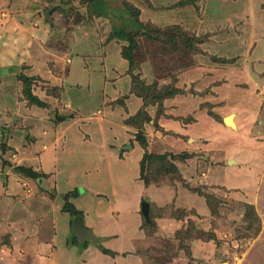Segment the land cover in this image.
Returning <instances> with one entry per match:
<instances>
[{
    "label": "rangeland",
    "instance_id": "1",
    "mask_svg": "<svg viewBox=\"0 0 264 264\" xmlns=\"http://www.w3.org/2000/svg\"><path fill=\"white\" fill-rule=\"evenodd\" d=\"M131 5L142 9L144 26ZM180 6L178 15L176 8L166 11L163 19L174 20L157 23L160 32H171L182 15L199 16L188 27L210 33L197 51L181 40L173 46L147 38L154 30L146 19L155 13L150 0H0V207L31 208L38 217L15 213L33 239L16 236L14 249L10 232L0 231V264H264V0ZM117 29L138 35V65L156 63L151 74L142 69L145 84L180 89L188 69L185 80L199 79L213 92L199 97L200 109L216 123L233 113L237 127H228L238 141L210 136L205 149L176 132L185 103L174 98L187 90L142 112L121 54L128 41L109 38ZM28 77L46 107L24 97ZM145 153L150 185L140 179ZM163 154L172 158H157ZM20 165L46 174L30 180ZM143 200L150 203L149 223ZM66 202L83 212L98 241L81 242L88 241L86 248L73 242L75 216L63 211ZM104 233L112 239L101 240Z\"/></svg>",
    "mask_w": 264,
    "mask_h": 264
},
{
    "label": "crops",
    "instance_id": "2",
    "mask_svg": "<svg viewBox=\"0 0 264 264\" xmlns=\"http://www.w3.org/2000/svg\"><path fill=\"white\" fill-rule=\"evenodd\" d=\"M181 1H183V0H178V1H175L174 3H170L169 5H167V0H150V4L155 9V11H154L155 13L152 15V17L151 16L146 17V19L147 20L151 19L153 22L156 21V23H158V24L172 23L171 21L174 20L173 18H165V19H163V17L166 14V11H168L169 9H174V8H176V13L178 15V12H179L178 7H184V6H180L181 5L180 4ZM199 1H202V0H199ZM171 4L174 5V6L168 8ZM190 5H193V4L191 3ZM178 21H179L180 25L190 29L188 27V23H192V24L196 23V25H198L199 16L186 15L185 14V15H182V18H180ZM175 24H178V23H175ZM38 34H39V32H38ZM147 63H148V66H143L142 65V69L147 74H149V73L151 74L152 73L151 69H153L154 66H156V63L154 61H151V60H150V62H147ZM187 76H188V78L189 77L191 78L190 71H188V69L183 74V77L179 78V80L180 79H182V80H181V83H178V85H177L181 90H184V91L187 90V91L185 93H181V95H177L174 98L176 100L177 99L178 100L182 99V101L185 103L183 106H180V107H182L181 110L177 109V110L181 111V112L179 111L180 112V114H179V116H180L179 122H180L181 126L179 127V125H178L179 130L177 129L176 132H180V135H182V136H186V137L188 136V140L190 139V141H195V142H192L193 146H194L193 143L197 142V143H199V145H197V147H200L203 144L202 147H206L205 149H207V147L209 146L208 145L209 143L206 140L208 139L207 137L210 138V136L212 138H218V139H215L214 142L215 141L217 142V140H219V139H226V138H228V140H233V141L236 140V141H238L237 138H236L235 130L233 129V128L236 129L237 124H238L237 119L235 118V115L233 113H229V114H227L224 117V123L227 126H225L224 123H219V122L216 123L215 120L211 119V117H209V114H207V112L205 111L206 108H204V109L201 108L200 109V107H202V105H200L201 104L200 102H202V100L199 99V97L202 98L204 95H212L211 93H213V92L210 89H208L209 87L202 89V85L201 84L203 83V81L201 82L199 79L195 83H193V81L185 80V78ZM187 84L190 85L188 89H186V85ZM213 96H215V95H213ZM42 100L45 101L44 99H42ZM139 100L138 99H133V98L131 99V101L134 103V106L135 105H139V107H140L141 104H142V101H139ZM221 100L224 101V97H222ZM221 100H219V102H222ZM45 102H48V101H45ZM209 102L212 103V104H215V101H213V100L210 101L209 98H208L207 99V103H209ZM217 102L218 101H216V103ZM16 103L19 104V99L18 98H16ZM67 105L70 106V103L67 102ZM218 110H219L218 111L219 113L223 112L222 111V107H218ZM111 111H112V114L114 112L115 113L119 112L117 109H114V108L111 109ZM76 113L77 112H75L74 114H76ZM166 113H168V112H166ZM121 114L122 113H119L117 115H119V117L121 118ZM63 115L64 114H58L59 117H62ZM230 115L233 116L234 122H235V125H236L233 128H230L231 127L230 125H229L230 127H228V124L225 122L226 117L230 116ZM74 117H70V118L73 119ZM115 117H114V119H115ZM189 117H193L194 120L188 121L187 119ZM105 118H108V117H105ZM162 119H163V117H162ZM109 121H110V119H109ZM104 122L105 121L101 122V124H104ZM209 126L213 127L214 132L213 131L208 132L207 130H205V129H209ZM201 140H203V141H201ZM201 142H202V144H201ZM123 143L124 142L121 143L119 150H121V147H122ZM120 156H121V158L123 160L125 159V157L123 158V156L120 153H119L118 159H120ZM36 170H41V169H36ZM42 172H44V171H42ZM28 178L31 180L30 177H28ZM14 209L15 208H13V207H8V208H3V207L1 208L0 207V231L4 230V232H10L9 233L10 235L9 234L8 235H9V237L11 236V239H10L11 241L9 240L10 245H11V249L16 248L17 243L19 244V242H21V241L15 239L16 236H18L17 239L21 238V239H23V241H26V242L28 240H25V238L26 239L32 238L30 236V234H29V229H27V225L25 223L27 221L23 220L22 218H20L18 221H16L15 220L17 218L16 214L18 213V215H20V212H22V213H25V212L28 213L29 212V214H31V217H29V218L34 219V220L38 219V217L35 216L36 213H33L31 211L32 210L31 208L30 209H25V212L22 211L23 209L22 210L15 209L16 211ZM84 219H85V223H87V220H86L85 217H84ZM100 236H101L100 238H103L101 240L105 239L106 241H108V240L112 239L110 237V234H107V233H104V234H102ZM36 242H37V244L38 243L40 244L42 241H40V238H39V240L36 241ZM28 246H32V245L29 244ZM20 251H21V249L16 250L15 253H18V252L20 253ZM108 256H110V255H108ZM111 257H113V256H111Z\"/></svg>",
    "mask_w": 264,
    "mask_h": 264
},
{
    "label": "trees",
    "instance_id": "3",
    "mask_svg": "<svg viewBox=\"0 0 264 264\" xmlns=\"http://www.w3.org/2000/svg\"><path fill=\"white\" fill-rule=\"evenodd\" d=\"M131 8H133L132 11H133L134 16L136 17L137 24H139L140 26H144V23L141 21L142 16H143L142 9L136 6H132V5H131ZM147 21L148 23H150L149 25L154 29L153 31H150L149 33L146 32V36L148 39L163 41L165 43L173 44V46H174V42H177V40H181L182 43L186 44L187 46L189 47L193 46L192 49H194V51L198 50L196 49L198 47L196 44L204 43L205 40L203 39L210 33L209 32L206 35V33H199V31L194 32L195 30L188 29L187 27H183L178 24H175V25L173 24L172 31L171 32L169 31L167 35L165 34L163 35V33L161 34L160 32V31H163L164 29L161 25L154 23L151 19H148ZM137 36L138 35L136 33L128 32L125 29H117L111 32L109 38L110 40L114 38H118V39L122 38L123 40L128 41V45L123 44L121 48V54H122V57L128 61L127 74L131 78V86H130L131 92L136 94L139 98L141 97L143 98L144 103L142 104L143 105L142 112L144 111L146 112V108L150 104L152 103L154 104L155 102L162 101L165 99V97L176 95L177 93L182 92V90L177 89L176 87L170 85L167 92L165 90L158 91L156 87L145 84L144 76L142 74V67L138 65V63L135 62L134 57H133V52L135 51L137 47V44H136ZM190 38L194 39L193 44H195V46L191 44ZM136 69L138 70V72L134 73ZM25 80L27 83L23 89V93H24V97L28 100V103L30 105H36L38 107H46L47 102L43 101L42 99L39 98V96L35 95L32 92V85H33L32 83L34 81V78L31 79V77H28V78H25ZM138 138H139V141H142V144L145 145V142H146L145 137H138ZM166 155L165 154L158 155L157 158L161 159L162 161L168 162L167 157L172 158V154H168V156ZM179 157L186 158L188 156H187V153H184L182 155H179ZM173 158L175 157L173 156ZM159 159L158 161H160ZM147 160H148V153H145L140 161V179L144 181L145 185H150L151 180L148 177L144 176V172H143L145 169ZM17 168L19 169L20 172H22L23 174L27 175L28 177L32 179H38L39 177L45 176V173L42 172V170H36L32 167H26V166L20 165ZM174 169L175 171H178V168L176 166L174 167ZM70 195L71 194L66 193L65 197L68 198L70 197ZM63 211L68 212L71 215V217L79 215V214L83 215V212L81 210H78L73 203H69V202L65 203L63 207ZM72 240L73 242L81 243V242H78V238L75 236V234L73 235ZM87 242L88 241L81 243L83 244L82 248L87 247L86 245ZM101 250H102V253L106 255H110V256L116 255L115 251L109 248H106L104 246L101 247Z\"/></svg>",
    "mask_w": 264,
    "mask_h": 264
},
{
    "label": "water",
    "instance_id": "4",
    "mask_svg": "<svg viewBox=\"0 0 264 264\" xmlns=\"http://www.w3.org/2000/svg\"><path fill=\"white\" fill-rule=\"evenodd\" d=\"M8 71V70H7ZM10 72V71H8ZM231 116V115H230ZM57 119H62L63 117L56 116ZM227 118V117H226ZM225 122L228 124V122L225 119ZM127 147H131L129 144ZM40 180V179H39ZM141 213L147 223L151 221L150 218V203L148 201H142L141 204ZM73 230L75 233V236L78 238L80 242H83L85 240H92V241H98L99 237L95 234L93 229L87 227L85 223V219L83 215H76L73 218Z\"/></svg>",
    "mask_w": 264,
    "mask_h": 264
},
{
    "label": "bare ground",
    "instance_id": "5",
    "mask_svg": "<svg viewBox=\"0 0 264 264\" xmlns=\"http://www.w3.org/2000/svg\"><path fill=\"white\" fill-rule=\"evenodd\" d=\"M232 117H233V116H228V117L226 118V121L228 122V125H230V126L232 125L233 127H235L236 125L232 124V123H233V121H232ZM229 163H234V161L230 160Z\"/></svg>",
    "mask_w": 264,
    "mask_h": 264
}]
</instances>
